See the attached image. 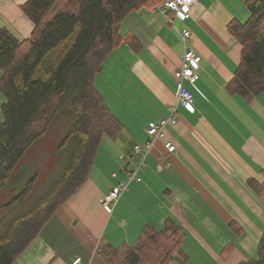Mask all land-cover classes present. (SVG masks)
<instances>
[{
  "label": "crops",
  "instance_id": "obj_1",
  "mask_svg": "<svg viewBox=\"0 0 264 264\" xmlns=\"http://www.w3.org/2000/svg\"><path fill=\"white\" fill-rule=\"evenodd\" d=\"M26 1L0 0V27L20 41L33 29L21 11ZM244 3L197 0L186 21L153 13L155 5L122 20L120 33L135 37L136 48L123 42L95 78L122 129L102 138L85 183L13 264H72L76 258L80 264H103L96 253L100 244L131 245L145 227L160 230L168 219L183 230L187 258L169 264H239L256 258L264 201L248 181L264 182V95L245 102L226 90L242 51L228 25L248 20ZM183 27L191 34L185 43ZM185 47L201 58L193 84L174 76ZM180 85L193 95L192 111L177 103ZM4 102L0 94V122ZM172 109L177 123L166 128L164 139L175 151L167 152L156 140L137 172L139 180L128 183L107 213L100 198L117 183H127L139 164L133 146L145 142L149 122L168 118Z\"/></svg>",
  "mask_w": 264,
  "mask_h": 264
},
{
  "label": "trees",
  "instance_id": "obj_2",
  "mask_svg": "<svg viewBox=\"0 0 264 264\" xmlns=\"http://www.w3.org/2000/svg\"><path fill=\"white\" fill-rule=\"evenodd\" d=\"M164 1L27 0L21 11L33 25L29 38L20 41L0 27V94L5 99L0 122V182L7 181L17 162L56 122L68 121L59 146L68 151L61 177L27 214L11 219L6 228V215L0 221V264H13L27 249L57 209L85 183L102 138L121 131L95 78L123 42L136 48L135 37L121 35L122 20ZM244 4L248 20L244 24L233 20L228 25L242 51L226 90L251 102L264 95V0H245ZM32 181L19 193H10L12 197L4 204L7 210L22 203ZM248 185L264 201V182L249 180ZM184 236L181 226L168 219L160 230L145 227L131 245L100 244L96 253L103 264L185 261ZM239 264H264V232L256 258Z\"/></svg>",
  "mask_w": 264,
  "mask_h": 264
},
{
  "label": "rangeland",
  "instance_id": "obj_3",
  "mask_svg": "<svg viewBox=\"0 0 264 264\" xmlns=\"http://www.w3.org/2000/svg\"><path fill=\"white\" fill-rule=\"evenodd\" d=\"M108 103L111 105L112 101L108 99ZM67 129V120L56 122L47 135L30 147L31 149L29 148L30 150L17 162L7 181L0 182V188H5L0 189V221L6 215L5 228L14 217L31 211L35 201L45 195L53 183L61 177L63 168L68 162V151L59 149V146ZM31 179L33 180L31 187L26 192L22 203L13 204L7 210L4 204L13 194L19 193Z\"/></svg>",
  "mask_w": 264,
  "mask_h": 264
},
{
  "label": "built area",
  "instance_id": "obj_4",
  "mask_svg": "<svg viewBox=\"0 0 264 264\" xmlns=\"http://www.w3.org/2000/svg\"><path fill=\"white\" fill-rule=\"evenodd\" d=\"M197 4V0H165L163 3L156 5L152 10L153 13H159L163 16L167 15V12L174 15L181 21H186L191 17L192 10ZM190 31L187 27H183L180 30L181 40L185 41L190 37ZM200 56L196 55L192 50L184 48L181 56V67L174 73L175 78L182 83L183 81L193 84L197 81L198 76L195 74V69L200 62ZM177 103L186 111L193 110L194 98L192 93L184 86L180 85L177 91ZM176 109H172L168 118L160 119L158 121H151L147 124L146 134L147 138L143 143H137L133 146V154L139 157L138 166L129 173L127 183H117L111 187L109 191L100 198V204L103 209L108 213L111 212L115 203L119 200L120 196L125 191L128 183L132 181H138L137 172L145 166V158L152 150L154 142L156 140H162L163 146L169 153L175 151V146L164 139L165 130L169 126H174L177 123L175 118ZM113 178L116 174H111ZM72 264H80V258L73 260Z\"/></svg>",
  "mask_w": 264,
  "mask_h": 264
}]
</instances>
